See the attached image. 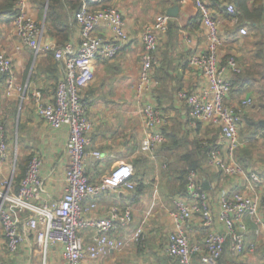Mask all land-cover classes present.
Returning <instances> with one entry per match:
<instances>
[{
    "label": "crops",
    "instance_id": "0c3cea01",
    "mask_svg": "<svg viewBox=\"0 0 264 264\" xmlns=\"http://www.w3.org/2000/svg\"><path fill=\"white\" fill-rule=\"evenodd\" d=\"M4 1L0 0V4ZM157 1L160 13L167 14L169 7L179 5L177 16L167 14L169 27L160 36L159 61L153 70L158 83L139 94L140 64L135 82L126 80L132 59H140L142 50V32L133 36L136 33L129 24L131 39L116 58L95 64L94 76L82 92L93 123L89 133V149L97 148L102 154L99 159L92 155L87 158V173L91 182L98 183L103 174L124 162L133 165L134 178L137 180L135 188L121 186L101 193L97 198V207L89 215L90 218L107 216L114 206L121 210L130 209V221L112 233L128 244L120 249L109 250L97 258L87 257L83 264H182L178 258L169 254L167 245L169 234L174 229L172 211L176 210L177 201L186 197L181 173L188 167L186 157L189 154L200 160L197 168L203 182H208L209 187L205 189L210 194L216 215L211 230L227 234L228 228L218 216L223 190L264 198V186L250 177L253 172L264 177V126L259 123L264 118V17L260 23L254 21L241 24L238 15L234 23L228 15L213 6L211 0H205L221 21V62L225 63L230 55H235L244 72L239 77L240 73L226 71L227 77L233 82V89L227 95L226 102H239L247 97L253 100L239 121L237 160L246 173L227 176L207 162L209 148L215 144H225L220 127L206 120L194 123L189 106L177 97L180 89L193 91L207 83L202 72L188 62L191 53L206 50L208 46L207 29L198 15L199 7L196 0ZM221 1L222 6L234 2L241 12L239 0ZM246 1L252 9L258 6L255 0ZM46 2L43 9L44 0H27L30 14L38 22L41 14V20L44 21ZM73 2L80 3V0ZM122 2L120 5L127 15L129 10ZM258 2L264 5V0ZM74 12L73 9L69 13V23L72 25L70 40L76 43L80 28L74 19ZM241 26L248 27L249 34L241 35ZM42 43L60 44L46 29ZM0 51L12 58L16 80L23 86L22 92H25L24 99L20 94L8 97L5 94L6 78L0 75V138L4 134L8 142L6 153L4 156L0 154V192L17 190L25 175V166H28L35 154H39L43 160L40 169L44 181L42 196L48 200H60L66 190L69 127L56 128L47 122L38 111L34 95L43 102L54 99L57 83L63 77L62 63L55 58L53 50L36 55L17 36L13 21L9 19L0 21ZM147 103L154 104L162 111L167 118L165 125L147 127L143 114ZM15 127L19 134L17 144L21 152L13 147L11 131ZM154 131H162L166 137L165 142L155 150L147 151L143 149V142ZM178 132L186 135L185 147L190 145L189 150H201L202 156H194L193 152L187 150L181 156L185 164L172 168L171 159L177 151L176 147L183 145L177 140ZM198 146L201 148L198 149ZM246 221L248 230L245 251L239 255L234 254L228 236L223 264H255L257 261L258 264H264V219L255 222L254 218L247 216ZM138 228L143 229L145 238L142 242L133 240V234ZM22 229L26 231L25 226ZM186 230L192 241H200L209 232V227L196 214ZM93 233L92 228H86L80 234L87 244ZM251 245H254L253 250ZM62 249L61 244H56L49 246L46 252L40 251L35 234L27 232V238L19 250L11 252L0 224V264H61ZM195 263L200 264L197 259Z\"/></svg>",
    "mask_w": 264,
    "mask_h": 264
},
{
    "label": "built area",
    "instance_id": "2783aa9c",
    "mask_svg": "<svg viewBox=\"0 0 264 264\" xmlns=\"http://www.w3.org/2000/svg\"><path fill=\"white\" fill-rule=\"evenodd\" d=\"M123 0H80L75 11V19L80 28L78 41L69 40L63 44L42 43L45 33V21L38 22L30 14L27 0H17V13L13 24L17 36L29 45L36 55L41 52H54L62 63L63 77L56 86L54 99L43 102L35 94L40 115L53 127H69V162L66 168V190L60 200H48L42 196L44 184L40 173L42 157L35 154L27 167L19 188L14 191L0 192V224L7 240L8 249L17 252L27 238V232L34 233L39 250L46 252L51 245H62L61 264H83L87 257L97 258L112 249H120L128 244L124 239L112 233L131 219V210L112 207L109 214L100 218H90L97 207V198L110 188L125 186L135 188L134 167L128 162L114 166L103 174L98 183H93L87 173L89 155L97 159L102 157L97 148L91 146L89 133L93 123L89 118L88 105L82 92L88 86L95 73V64L113 60L123 46L131 39L129 21L120 5ZM202 12L201 20L207 29L208 46L206 50L189 55L188 62L197 67L206 77V85L197 90L180 89L177 97L190 109L192 121L206 120L220 127L225 144L209 148L207 162L219 168L224 175L245 174V168L237 160L240 145L239 121L245 109L252 104V98H243L239 102L227 103L233 82L226 71L234 74L243 71L235 55H230L225 63L219 56L223 44L220 34V19L217 18L205 0H196ZM234 23L240 11L234 2L224 5ZM169 27V16L158 13L149 21L141 34L139 94L150 90L158 83L153 75L159 61L160 36ZM106 32V33H104ZM241 35H247L249 29L241 26ZM190 39V38H189ZM0 75L6 76L5 94L13 97L20 94L24 99L23 86L16 80L12 58L0 51ZM144 120L148 128L162 127L167 118L154 104L147 103L143 109ZM162 131L151 132L143 142V149L153 151L165 142ZM8 142L4 134L0 138V154L4 156ZM250 177L264 186V177L250 173ZM90 198V201L87 199ZM86 202V203H85ZM222 207L219 218L227 226V234L211 230L216 215L208 190L203 185L201 172L190 169L186 177V197L179 199L176 210L172 211L174 229L168 237L167 250L182 264H223L222 259L228 236L234 254L245 251V239L248 230L246 217L255 222L264 219V198L251 196L238 191L223 190ZM199 214L209 232L200 241H192L187 226ZM25 226L26 231L22 229ZM92 228L91 241L85 243L81 231ZM143 229L138 228L133 240H144ZM41 248V249H40ZM254 245H251L253 250Z\"/></svg>",
    "mask_w": 264,
    "mask_h": 264
},
{
    "label": "trees",
    "instance_id": "16d2710c",
    "mask_svg": "<svg viewBox=\"0 0 264 264\" xmlns=\"http://www.w3.org/2000/svg\"><path fill=\"white\" fill-rule=\"evenodd\" d=\"M211 1H212V5L215 6L217 9H219V11H223L224 14L228 15L225 7L222 6L221 4L222 3L221 0H211ZM16 2L17 0H5L3 3L0 4V21L4 19H9L13 21L14 16L17 13ZM45 2L46 0L43 3L44 4L43 9H45ZM255 3L258 6H255L252 9L250 8L246 0H239L238 7L241 10L239 14V18H240L239 23L244 24L245 22H254V21H257L259 23L262 22L264 17V5L262 3H259L258 0H255ZM79 6L80 3H75L73 2V0H49L47 13H46L45 29L48 33H50L51 35L57 38L58 43L63 44L70 40V36L72 33V25L69 23V13L73 11V9L76 11L79 8ZM198 15L199 17L202 16V12L200 8ZM74 19H75V12H74ZM242 74H244V72L240 73L239 77L242 76ZM2 77L4 78L6 76L2 75ZM197 148L200 149L201 147L198 146ZM186 158L188 160V167L185 170H182L181 173V175L183 176L184 190L186 186V177L188 171L192 168L199 170L197 167H199V163H200V160L193 158L191 154L187 155ZM27 167L28 166H25L24 174L26 172Z\"/></svg>",
    "mask_w": 264,
    "mask_h": 264
},
{
    "label": "rangeland",
    "instance_id": "374dc122",
    "mask_svg": "<svg viewBox=\"0 0 264 264\" xmlns=\"http://www.w3.org/2000/svg\"><path fill=\"white\" fill-rule=\"evenodd\" d=\"M122 4L124 6H126L129 10L128 14H127L128 16L127 15L126 16L129 20V23L131 24V26L133 28V32L136 33L133 36L139 35L143 31L144 26L149 21L153 20L154 17L157 15V13H160V11H161L159 6H158L159 2L157 0H123ZM42 17L43 16L41 14V17L38 20L42 21L41 20V19H43ZM221 46H220V48H221ZM135 58L132 59L130 67H129V69H127V73H126V80H128V81L130 80L131 83H134L136 78H137L138 67L140 64V59H137V57H135ZM136 68H137V71H136ZM138 81H139V76H138ZM130 86L133 87L134 85L130 84ZM182 133H184V132H182ZM11 134L13 135L12 136V138H13L12 142L14 145L13 147L18 151L19 145L17 144V142L19 139L18 138L19 134L16 131V127L13 129V131H11ZM182 135H180L179 132L177 134V140H179L180 143H183V145L176 147L177 151L173 154V157L171 159V165H172L171 167L172 168L181 167L185 164V162L183 161L181 156L184 152H186L187 150H189L191 148L190 145H189V147H185L186 143H187L185 140L186 135L185 134H182ZM189 151L193 152L194 156H196V155L202 156L201 150L192 149ZM19 152H21L20 149H19ZM203 169H205V168H203ZM255 264H258V261Z\"/></svg>",
    "mask_w": 264,
    "mask_h": 264
},
{
    "label": "water",
    "instance_id": "95a60500",
    "mask_svg": "<svg viewBox=\"0 0 264 264\" xmlns=\"http://www.w3.org/2000/svg\"><path fill=\"white\" fill-rule=\"evenodd\" d=\"M48 2H49V0H47V2H46V10H45V18H44V21H46V13H47ZM178 13H179V5L171 6V7H169L168 10H167V14L170 15L171 17H173V16H177ZM259 123H260L262 126H264V118H262V119L259 121ZM203 185H204V187H205L206 189L209 187V186H208V182H207L206 180L203 182Z\"/></svg>",
    "mask_w": 264,
    "mask_h": 264
}]
</instances>
